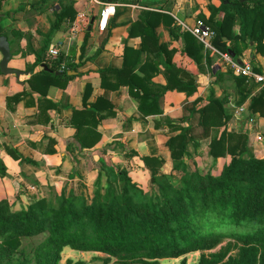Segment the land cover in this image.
<instances>
[{"label": "crops", "instance_id": "1", "mask_svg": "<svg viewBox=\"0 0 264 264\" xmlns=\"http://www.w3.org/2000/svg\"><path fill=\"white\" fill-rule=\"evenodd\" d=\"M66 1L75 2L77 12H86L90 20L95 18L92 25L89 20L73 47L74 78L56 81L47 89L35 83L38 92L33 91L28 80L45 65L35 67L36 58H49L42 48L55 20L39 13L46 4L59 7ZM35 4L32 0H3L0 8V35L6 36L12 53L8 67L21 73H0V171H4L0 174V201L6 200L13 211L26 209L37 199L55 203L61 195L92 197L95 191L106 189L101 160L114 166L123 161L124 152L137 153L136 160L159 157L171 171L168 141L187 127L195 137L194 144L187 145L194 150L189 151L191 156L195 160L198 153L208 158L210 137H202L199 114L188 112L194 102L199 109L212 99L221 101L226 116L221 129L243 127L254 132L259 137L253 144L254 156L264 158V119L248 111L252 94L242 101L228 66L214 54H210L209 70L206 53L200 65L184 53L186 33H190L176 19L188 27L197 19L206 21L211 15L209 6L218 8L220 0H135L119 3L113 8L114 15L102 20V6L88 0ZM218 18L216 15L214 20ZM100 21L107 25L104 32L98 30ZM65 30L63 23L51 33L49 48L64 40ZM237 31L236 26L233 33ZM252 47L250 44L240 58L264 70V57ZM107 69L115 73L102 78L99 72ZM191 84L196 86L192 95L180 89ZM94 102L99 114L106 113L108 104L113 114L99 123L92 117H74V110L80 112ZM140 103L151 111L142 114ZM242 105L244 111L236 114ZM78 127L90 147L82 149L75 139ZM203 146L206 150L200 149ZM192 157L188 154L182 162L186 164ZM228 160L217 161L223 167Z\"/></svg>", "mask_w": 264, "mask_h": 264}, {"label": "trees", "instance_id": "2", "mask_svg": "<svg viewBox=\"0 0 264 264\" xmlns=\"http://www.w3.org/2000/svg\"><path fill=\"white\" fill-rule=\"evenodd\" d=\"M47 1L32 0L38 4ZM220 1L218 8L209 6L208 20L200 18L216 32L213 47L221 53L231 50L239 58L253 44L255 53L264 57V0ZM104 2L131 4L135 0ZM76 13L75 2L61 4L42 50L48 52L51 33L61 24L72 21ZM216 15L219 18L214 20ZM236 26L238 31L234 34ZM203 52L206 53L205 65L210 70L211 53L205 52L203 46L186 33L185 55L200 65ZM74 57V48L66 57L38 56L34 66L44 63L48 70L32 74L28 84L38 92L35 83L44 84L47 89L56 81H70L74 77L67 73L75 71ZM62 63L66 70L60 72ZM111 73L115 71L107 69L99 75L105 78ZM234 81L243 102L252 94L248 106L250 114L264 119V87L255 92L258 85L248 86L245 79L238 77ZM132 82L134 80L130 84ZM180 89L192 95L196 86L191 84ZM95 107L94 102L80 112L74 110V117H92L99 123L113 114L109 104L103 115ZM194 107L195 102L188 112L191 116L199 114L202 137H210L208 155L213 159L229 156L219 173L190 171L182 162L187 145L194 144L195 140L191 128L187 127L168 141L173 170L183 173L177 184L161 172L162 159L144 156L143 162L154 165L147 166L150 181L156 188L153 192H145L124 169L101 160L103 167L100 169L106 178L104 193L97 190L90 198L61 195L55 203L37 199L20 211H13L6 200H1L0 264H60L61 253L66 247L104 254L107 259L103 264H108L110 259H115L114 264H160L161 260L179 258V264H186L185 255L194 252L201 253L197 264H264V158L243 156L247 152L244 135L236 137L225 130L217 135V129L223 126L226 118L221 101L212 99L199 109ZM138 110L142 114L151 111L143 103L138 104ZM75 139L82 149L91 146L85 143L79 127ZM123 156L130 160L137 153L124 152ZM3 173L0 171L1 175ZM39 237L43 239L29 251L22 248L24 240ZM225 239L232 242L221 246ZM66 264L72 262L67 260Z\"/></svg>", "mask_w": 264, "mask_h": 264}, {"label": "rangeland", "instance_id": "3", "mask_svg": "<svg viewBox=\"0 0 264 264\" xmlns=\"http://www.w3.org/2000/svg\"><path fill=\"white\" fill-rule=\"evenodd\" d=\"M58 6L60 8L61 4L59 3ZM41 9H42V11L39 13L40 15L46 14V16L50 15L51 17H55L56 12H54V3L46 4V5L42 6ZM46 10H49V11H46ZM79 12H84V11H79ZM211 54H213V53H211ZM224 66L226 67L227 64L224 63ZM232 77L235 78L234 76H232ZM239 92H240V89H239ZM241 95H242V93H240V97H241ZM241 99H242V97H241ZM236 107H237V105H234L233 109L235 110ZM234 114H235V112L233 111V115ZM235 118H237V117H235ZM224 125H226L225 120H224L223 126ZM217 130H218L217 135H219V133H221L220 131H223V130H225L227 133L232 132L233 135H235L236 137L244 135L246 137L247 152H244L243 156L247 157L249 155H252V156L255 155L254 151H253V144L256 142V134L254 132L245 131V129L243 127L236 128V129L224 128L223 130L221 128L220 129L218 128ZM235 140H238V138L237 139L235 138ZM191 148H192L191 146L187 147V153L185 156H187L189 154L190 157H192L191 152H194V150H192ZM200 149L206 150V146H203V148H200ZM207 150H209V145H208ZM189 151L191 154L189 153ZM258 154L259 153H257L256 155H258ZM205 155L209 159L205 158L202 154L198 155V153H197L195 156H198V158H196L195 160L193 157L191 159L187 158V160L190 159V161H187L188 163H186V164L184 163V164L187 166L188 170H190V171L194 170V169H198V171H200L201 173L210 172L214 175L217 174L219 172V169H221V167H222V165L217 160L220 158H224V157H218L216 159H213L212 157H210L208 155V152ZM258 156L261 157V155H258ZM148 157H150V156H148ZM152 157H154V156H152ZM225 157L229 158V156H225ZM133 158H131L132 160L131 159L126 160L124 158L123 161L117 162L116 164H114V166L119 168V169H124L125 171H127L128 176L131 178V180L133 182L139 184L140 187L145 192L155 191L156 188L153 186V184L150 181L151 173H150L149 167H147V166L152 165V164H148L146 162H143L141 160V158L140 159L138 158L137 160L133 159ZM170 158H171V155H170ZM258 159H262V158H258ZM171 160H172V158H171ZM172 162H173V160H172ZM152 166H154V165H152ZM151 168H153V167H151ZM160 170L168 179H170V182H172L173 184H177L179 177H181L183 174L181 171H174L173 166H172V169L170 171L168 168H166L164 166V163L162 164ZM102 193H104V190ZM42 239H43V237H39L36 239H31V240H24L22 243V248L29 251L30 248L35 247ZM227 242H232V241H229V239H225L223 241V243L221 244V246L225 245ZM200 254H201L200 252H194V253H190V254L185 255L186 264H197L199 257H200ZM61 256H62V260H61L60 264H66L67 260H70L72 262V264H77V263L78 264H103V261L105 259H107V256H105L104 254H101V253L79 252V251L71 250L68 247H67V249H65V251L63 252V254ZM180 260H181V258L161 260L160 264H179ZM114 262H115V259H110V262L108 264H114Z\"/></svg>", "mask_w": 264, "mask_h": 264}, {"label": "built area", "instance_id": "4", "mask_svg": "<svg viewBox=\"0 0 264 264\" xmlns=\"http://www.w3.org/2000/svg\"><path fill=\"white\" fill-rule=\"evenodd\" d=\"M90 4L101 5L102 10L100 12V20L103 17L109 18L114 15L113 8L118 6L119 3L108 4L105 2H100L99 0H88ZM59 7H54V12L58 10ZM90 20V15L86 12H77L72 21L66 22L65 38L60 44H55L48 49V56L57 59L60 56L66 57L69 54L71 48H73L77 43V38L83 35L88 27ZM177 24L183 29L188 31L202 46L205 52L213 53L220 60L221 63L227 64L232 76L243 78L248 86L252 84L258 85L255 92L259 91L260 88L264 87V70L258 67L255 68V64L252 62H245L240 57L232 58L228 53H221L217 51L213 45L212 41L216 36V32L213 28L208 25L204 20L197 19L193 26L188 27L178 19H176ZM107 28L106 23L102 24L101 21L98 23V30L104 32ZM237 59L242 61V64L237 62ZM66 70L64 63L61 64L59 71L62 72ZM251 96V95H250ZM244 111V106H240L236 110V114ZM259 139V137L256 136ZM31 190L33 188H30Z\"/></svg>", "mask_w": 264, "mask_h": 264}, {"label": "water", "instance_id": "5", "mask_svg": "<svg viewBox=\"0 0 264 264\" xmlns=\"http://www.w3.org/2000/svg\"><path fill=\"white\" fill-rule=\"evenodd\" d=\"M100 2H104L106 0H99ZM240 2L246 1V0H239ZM226 3V2H225ZM95 18L92 17L90 20V25L93 24ZM0 54L2 56L1 61H0V73L2 75H9V74H15V75H20L21 73L15 69H11L8 67V63L11 60L12 53H11V48L8 39L4 35H0ZM228 54L232 57L235 58V54L231 51L228 50ZM237 62L239 64H242V61L237 59ZM41 69L47 71L48 68L45 65H41ZM40 69V70H41ZM68 75L74 74V72H68Z\"/></svg>", "mask_w": 264, "mask_h": 264}]
</instances>
